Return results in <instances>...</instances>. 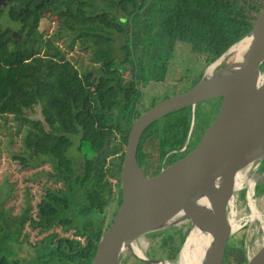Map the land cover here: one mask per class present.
<instances>
[{
	"label": "trees",
	"instance_id": "1",
	"mask_svg": "<svg viewBox=\"0 0 264 264\" xmlns=\"http://www.w3.org/2000/svg\"><path fill=\"white\" fill-rule=\"evenodd\" d=\"M25 1L13 0L17 4L7 11L9 21L18 25L16 32L0 23V117L18 121L17 132L25 129L23 150L15 154L20 163L31 168L48 163L51 170L45 176L62 186L45 190L36 218L29 215V205L12 215L3 207L8 193L0 197V264H18L10 243L15 244L28 221L40 232L60 225L83 238L51 232L36 256L46 253L62 264H90L105 228L104 219H97L114 197L110 179L119 186L132 120L168 96L151 97L144 107L142 87L150 79H163L177 42L189 45L207 64L216 60L251 30L264 0H238L234 6L236 0H110L128 11L124 22L111 11L91 10L88 0H43L46 12L42 0H32L27 8ZM44 16L59 19L50 35L39 30ZM117 32L124 38L120 54L113 50ZM64 36L70 50L77 43L90 51V64L65 56L55 42ZM126 64L129 78L122 75ZM36 106L44 122L28 117ZM189 110L175 111L144 130L137 148L142 166L151 167L156 157L158 169L166 151L183 144ZM74 141L79 162L67 155ZM179 156L170 154L165 161ZM233 257L239 264L246 260L242 241L227 246L224 261Z\"/></svg>",
	"mask_w": 264,
	"mask_h": 264
},
{
	"label": "water",
	"instance_id": "2",
	"mask_svg": "<svg viewBox=\"0 0 264 264\" xmlns=\"http://www.w3.org/2000/svg\"><path fill=\"white\" fill-rule=\"evenodd\" d=\"M230 54L232 60L222 66ZM213 98H221L217 115L191 150L170 162L163 159L158 169L156 164L139 163L138 144L149 125L189 107L188 140L195 106ZM256 159L264 166V5L251 30L209 63L191 88L161 99L133 118L119 171L116 209L90 264H122L126 252L152 262L142 251L135 252L134 247L140 249L138 240L183 221L190 222V230L179 254L191 230L198 229L208 241L197 264H223L229 237L238 228L231 226L234 193L244 167ZM243 264H264V241Z\"/></svg>",
	"mask_w": 264,
	"mask_h": 264
},
{
	"label": "rangeland",
	"instance_id": "3",
	"mask_svg": "<svg viewBox=\"0 0 264 264\" xmlns=\"http://www.w3.org/2000/svg\"><path fill=\"white\" fill-rule=\"evenodd\" d=\"M210 1L217 2L219 0ZM220 1L222 2V0ZM237 1L238 0L234 1L232 5L234 6ZM58 20L59 19H52L45 16L41 17L39 21V30L44 31L46 34L50 35L53 31L58 28ZM0 23L3 26H9L13 28L15 32L18 27V25L9 21L7 11L0 13ZM115 38L116 41L113 44V50L115 53L120 54L118 48L123 43L124 38L123 35H116ZM67 39L69 38L67 36H64L62 38H57V40L55 41L56 44L60 47V49L65 52V56L71 60H79V62L83 63L84 65L90 64V51L82 50V48H80L77 43H75L73 45V48L70 50L67 47ZM232 55L233 54H230L226 58V60L222 62L221 65L223 66L230 62L232 60ZM207 66L208 64L205 62L203 56L193 53L189 45L177 42L174 46L173 51L170 54V58L168 59L167 70L164 74L163 79H150L147 84L142 87L144 94L142 100L143 106L146 107L150 104L151 97L159 98L165 95L172 96L174 94L188 90L194 85V81L199 77V75H202ZM122 75L125 78L130 77V65H125L124 69L122 70ZM161 99H164V97ZM157 102L155 101L154 104ZM217 109V101H215L214 99L198 103L195 106V114H193L195 128H199L204 132L216 117ZM27 114L30 119L40 120L44 122L42 114L40 113L39 106H36L32 111H28ZM43 124L45 129H47L45 123ZM18 126L19 122L14 120L10 115H8L6 119L0 117V186L2 185L3 187L2 195H0V197L3 198L6 193H8L7 198H5L6 200L4 202L3 207L8 209L12 215H19L22 210L27 205H29L30 216L36 218L37 204L38 202H40L42 196L45 194V190L47 188H59L62 185L60 182L55 183L50 178H47L45 176V173L51 170L50 165L48 163H44L38 166L37 168H31L21 164L20 159L16 158L15 154L22 152L23 150L22 138L25 134V129H23L24 127L20 129L19 132H17ZM195 136L198 137L197 135ZM75 142L76 141H74L68 149L67 155L69 157H73L75 161L79 162L81 158L79 157V152L76 149ZM194 146L195 145L193 144V147ZM153 152L154 155H156L157 151ZM155 163L156 157H154L153 159V165H155ZM110 181L113 186L112 195H114V197L103 214L104 226L108 225V223L111 221L114 211L116 209V180L114 178H111ZM245 205L246 201L244 200L237 202L234 199L233 201L232 209L235 213L234 219L237 225L241 224L239 223V221H237L240 216H242L244 213H250V211L247 210V207H245ZM256 207L258 211L263 214L264 218V196L257 197ZM254 224H256V220L254 221ZM251 226H236L238 227L236 228L237 233H235L233 239L238 241L236 242L237 244L240 242V239H242L245 250L247 249L245 246L248 245L249 251H256V249H258L263 243L264 236L263 232H261L257 235L254 234L252 237H250V228H253V225ZM51 232L58 233V236L75 237L74 229L65 231L60 225H57L46 232H40L38 227L33 228L31 224L27 222L21 230V234L19 235L17 241H15V244L10 243L13 248V252H11L13 254L12 258L17 260L18 264H54V262L49 261L48 259L41 258L39 259V261H37L38 257L36 258L37 250L42 245H44V237L46 236V234H49ZM80 240L83 241V238L80 237ZM156 243L157 241L155 242L156 246L153 249L154 253L157 256L163 255L165 250H163L161 246L159 247ZM132 261V258L128 259L129 264ZM228 261L229 262L224 261L223 263L239 264L234 257L228 259ZM128 263L122 262V264ZM178 263L179 255L174 264Z\"/></svg>",
	"mask_w": 264,
	"mask_h": 264
},
{
	"label": "flooded vegetation",
	"instance_id": "4",
	"mask_svg": "<svg viewBox=\"0 0 264 264\" xmlns=\"http://www.w3.org/2000/svg\"><path fill=\"white\" fill-rule=\"evenodd\" d=\"M31 1L32 0H26L25 1V8L28 7L27 5ZM116 1H117V3H119V0H116ZM88 2L90 3L89 6H90L91 10H96V11L97 10H103V11L107 10V12L111 11V13L117 17L118 21L124 22L127 19V12L128 11L125 12L121 8L122 6L120 4L115 5L110 0H95V1L94 0H88ZM13 3H14L13 0H0V12L8 11V9H10L11 6L17 4V3H14V4ZM41 4H43L42 7H44V11L46 12L45 8H47V5L44 3L43 0L41 1ZM110 5H113V6L111 7ZM128 8H129V10H131V6L128 5ZM133 14L134 13L130 14V16ZM129 24H130V22H129ZM129 29H132L131 24L129 26ZM124 34H125V32H124ZM115 35L120 36L122 34L117 32V33H115ZM213 99L215 101H217V108L218 109L216 112H218L219 107H220V103H221V98H213ZM209 100H212V99H209ZM188 114H189L190 120H191L192 119L191 109L189 110ZM194 114H195V109H194ZM190 124H191V122H190ZM202 132L203 131L201 129L195 128V121L193 120V125H192L191 131H190L189 139L187 140V136H188V134H187L186 139L183 142V144L179 148H171L168 151H166V153L164 154V157L162 158V161H163V159H166L170 154L174 153L176 156L177 155H183L184 153L191 150L193 148V144L196 145L198 140L202 136L201 135V134H203ZM195 135H197L198 137H196ZM263 186H264V166H263L261 159H256V160L248 163L244 167L240 184L234 193L235 194L234 199L237 202L238 201L240 202L241 200L246 201L245 207H247V210L250 211L251 204H254V206H256L257 197H259V196L263 197L264 196V191H259L257 193V190L262 189ZM110 202L111 201L108 202L107 206L104 209V212L106 211V209L110 205ZM37 211H38V208H37ZM104 212H102L100 214L101 216L98 217L97 220H101V219L103 220L104 219V216H103ZM258 212H259L260 216L257 218L251 217V211H250L249 214L244 213L237 220V221H239V223H241V224H238L237 226H246V225L251 226V225H253V228H250V230H251L250 237H252L254 234L257 235L261 232H263V236H264V218H263V214H261L260 211H258ZM36 214H37V212H36ZM29 215H30V212H29ZM32 218H34V217H32ZM255 220H256V224H254ZM28 223H29V221H28ZM239 228H241V227H239ZM189 230H190V222L189 221H183V222H181V223H179L173 227H170L164 231L151 232V233L145 234L142 239L138 240L137 245L140 247V249H142V252L146 256V258L152 260V262H149L147 260L143 261V260H140L138 258H135L129 252H126L123 262L128 263V259L132 258L133 261L130 264H160L159 261H165V263H167V264H174V262H176V259L178 258V255H179V259H180L179 251H180V249H181V247L185 241V238L187 236L186 234H188ZM235 233H237L236 229H235V231H233L231 233L229 240L227 242V246L228 245L230 246L231 244L238 242V241L233 239ZM75 237L80 239L79 236H75ZM164 240H166V241H164ZM142 241L144 243V247H142V243H141ZM156 241H157L156 244H158L159 247L161 246L163 248V250H165L163 255L157 256L154 253L153 249L156 246L155 245ZM240 241L243 242L242 239H240ZM174 243H176V244H174ZM243 246H244V243H243ZM245 247L247 248L246 249L247 252H246L245 248H244V252H245V256L247 258L248 255L253 253L255 250L249 251L248 245H246ZM41 254L39 256H36V258L39 257L37 259V261H39V259L43 258V259H48L49 261L54 262V264H62V263H59L56 259L53 260L46 253L45 254L41 253ZM65 264H71V263H65Z\"/></svg>",
	"mask_w": 264,
	"mask_h": 264
},
{
	"label": "bare ground",
	"instance_id": "5",
	"mask_svg": "<svg viewBox=\"0 0 264 264\" xmlns=\"http://www.w3.org/2000/svg\"><path fill=\"white\" fill-rule=\"evenodd\" d=\"M242 47V46H240ZM237 55H240L237 54ZM241 181V180H240ZM240 184V183H239ZM250 211H251V217H259L260 214L254 206V204H251L250 206ZM232 213V212H231ZM234 215V212L232 213ZM231 226L236 227L237 223H235V219H231ZM208 241V235L201 233L198 229H193L191 230L183 248L182 252L180 255L179 263L178 264H197L202 253L203 249L206 246ZM142 247H144L143 241ZM135 252L141 253V249L134 247Z\"/></svg>",
	"mask_w": 264,
	"mask_h": 264
},
{
	"label": "built area",
	"instance_id": "6",
	"mask_svg": "<svg viewBox=\"0 0 264 264\" xmlns=\"http://www.w3.org/2000/svg\"><path fill=\"white\" fill-rule=\"evenodd\" d=\"M117 191H118V187H117Z\"/></svg>",
	"mask_w": 264,
	"mask_h": 264
}]
</instances>
